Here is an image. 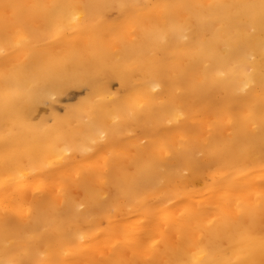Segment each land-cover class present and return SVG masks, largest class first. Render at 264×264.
Segmentation results:
<instances>
[{"label": "bare ground", "instance_id": "bare-ground-1", "mask_svg": "<svg viewBox=\"0 0 264 264\" xmlns=\"http://www.w3.org/2000/svg\"><path fill=\"white\" fill-rule=\"evenodd\" d=\"M0 264H264V0H0Z\"/></svg>", "mask_w": 264, "mask_h": 264}, {"label": "rangeland", "instance_id": "rangeland-1", "mask_svg": "<svg viewBox=\"0 0 264 264\" xmlns=\"http://www.w3.org/2000/svg\"><path fill=\"white\" fill-rule=\"evenodd\" d=\"M106 14L109 18H113L116 16V11L111 9L110 11H107ZM109 87L111 91H116L119 89V84L115 79H111ZM86 94L87 89L85 86H70L62 94H60L58 100L53 104V107L58 114H62L67 107H71L72 105L78 103L79 100L86 96ZM41 110V112L46 114L48 112V107L43 105ZM138 133L139 131L137 130V134Z\"/></svg>", "mask_w": 264, "mask_h": 264}]
</instances>
